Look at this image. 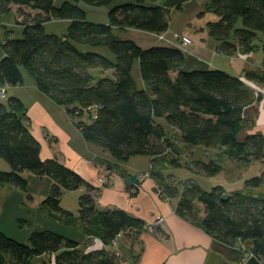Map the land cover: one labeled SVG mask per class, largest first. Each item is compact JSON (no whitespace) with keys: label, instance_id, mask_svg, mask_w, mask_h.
Listing matches in <instances>:
<instances>
[{"label":"trees","instance_id":"16d2710c","mask_svg":"<svg viewBox=\"0 0 264 264\" xmlns=\"http://www.w3.org/2000/svg\"><path fill=\"white\" fill-rule=\"evenodd\" d=\"M115 1L64 0L56 7L55 0H0V14L15 8L16 24L23 29L20 39L1 43L0 86L21 85L24 69L39 92L65 108L85 142L108 151L119 162L150 158L147 175L156 183L160 197L174 201L176 216L197 221L236 262L241 259L235 249L239 241L247 243L251 254L264 262V196L226 193L221 186L205 192L192 182L179 189L155 170L158 160L180 166L168 158L169 153L196 147L222 149L230 161H261L263 136L254 133L238 138L250 125L243 114L254 101L252 90L223 70H184L185 54L175 46L143 49L132 40L118 39L117 32L130 29L156 35L167 32L169 11L180 10L190 0H127L114 5ZM80 3L108 7L107 23L88 22ZM207 11L217 17L206 27L208 36L218 42V53L232 56L257 50L258 34L264 37V0H210ZM51 21H66V34L45 33L44 24ZM239 21L241 27H236ZM80 47L105 48L113 59ZM261 50L262 69L245 74L258 84H264V38ZM134 62H138L145 84L142 88L131 74ZM85 115L88 121L82 120ZM0 158L10 166L9 172L0 171V187L26 190L24 172L51 180L41 208L64 224L72 226L74 221L71 213L60 208L63 192L83 189L78 220L84 225V234L98 237L104 247L120 232L144 227L142 220L122 210L99 209V189L57 158H40L39 143L29 131L27 110L16 97H9L6 104L0 102ZM191 165L207 176L221 171L214 160H195ZM262 183V176L254 177L244 186L258 188ZM82 246L47 230L32 232L26 244L0 233V264H30L44 255H53L54 264H121L104 248L86 252Z\"/></svg>","mask_w":264,"mask_h":264},{"label":"crops","instance_id":"0c3cea01","mask_svg":"<svg viewBox=\"0 0 264 264\" xmlns=\"http://www.w3.org/2000/svg\"><path fill=\"white\" fill-rule=\"evenodd\" d=\"M130 30L123 33L127 34ZM145 34L152 36V38H146V35H142V37H138L140 39L138 41L148 45L146 48L164 46L160 44L162 41L157 38L158 35L146 32ZM160 36L172 42L175 40V38L170 37L169 31ZM263 38L261 34H258L259 45H257L255 52L235 53L231 56L218 53V42L210 37L208 39L202 37L201 41L204 43L194 45L191 50L194 56H192L193 59H190L186 69L187 71L197 69L223 70L240 78L252 90L254 101L245 108L243 114L244 120L248 121L250 125L249 128L239 133L241 138L254 133H260L264 138V84L249 81L245 77L246 72L262 69L261 41ZM207 40H210L211 43H208ZM136 43L140 46L138 42ZM136 63L138 73L136 77H132L136 84L142 88L145 84L139 75L138 62ZM13 88L16 89L17 86ZM33 88V90H37L36 86ZM34 94H36L34 100L29 103L25 102L17 93L14 95L27 110L29 131L39 143L40 158L42 160L57 158L60 163L75 171L87 183L99 189L96 194V203L99 209H119L144 222L142 230L122 231L116 236L114 245L110 244L104 247L98 237L85 235L83 223L78 218L77 220L73 218L74 225L76 224L78 229H82L77 242L85 247L86 252L104 248L114 253L121 264H241L231 259L228 252L200 228L197 221L188 222L176 216L173 209L174 201L160 197L156 192V183L148 175L137 185H135V176L130 177L129 181L122 178L116 180L115 172H113L114 167L122 162L110 155L114 161L111 160L105 152L106 150L91 147L90 143L85 142L83 138H70L59 129L57 123V119L62 118L64 114L66 118L68 117L65 108L56 105L45 95L41 97L37 93ZM47 127L62 136V145L64 146L62 158L56 153L52 144L47 143L43 138V129ZM169 130L172 131V134H178L175 129L169 128ZM71 140H76L77 144H73ZM261 163L264 165V158ZM103 168H106L107 171ZM0 169H4L3 166L0 165ZM133 171L136 175L147 174V172ZM100 177L106 179L105 185L98 183ZM76 192L82 194L84 190L79 189ZM67 237L70 238V236ZM30 264H54V256L36 257L32 259Z\"/></svg>","mask_w":264,"mask_h":264},{"label":"rangeland","instance_id":"374dc122","mask_svg":"<svg viewBox=\"0 0 264 264\" xmlns=\"http://www.w3.org/2000/svg\"><path fill=\"white\" fill-rule=\"evenodd\" d=\"M63 1L64 0H55V6H60ZM209 1L210 0H190L184 3L180 10L172 9L168 13V31L170 37L175 38L180 35H186L192 42V45L186 48L187 52H184L186 64H184L183 68L185 70L188 68L190 59H193L192 56H194V54L191 53V50L194 48V45L202 43V37L209 38L206 27L207 23L217 20L215 15L207 11V4ZM125 2H127V0H116L113 4L119 5ZM79 7L85 10L86 20L88 22L96 24L107 23L108 7H91L82 3L79 4ZM13 11H15V8L9 13L0 14V59L3 57L1 43L8 38L20 39L22 37L23 29L16 24L17 19ZM67 25L66 21H51L44 24V31L47 34L63 36L67 32ZM236 27H241L240 21L237 23ZM116 35L118 39H127L138 42L143 48H146L148 45L142 41L139 42L138 40L140 39H138V37L146 35V38H152V36L145 34V32L134 29L130 30L127 34L117 32ZM207 41L208 43H211L210 40ZM255 43L256 45H259L258 41ZM160 44L167 45L163 41ZM80 50L94 51L113 59L105 48L80 47ZM137 73V63L135 62L132 67V76L136 77ZM21 74L23 78V84L19 86L21 88L17 86V88L14 89V86H7V99L9 97H15L14 94L16 93L27 103L34 100V96H36L34 93L43 97L41 92L33 90L35 83L24 69H21ZM10 89L13 90L10 91ZM6 100L2 103L6 104ZM82 120L88 121V115L82 117ZM159 122L166 129L167 124L165 121L160 119ZM57 123L59 129L70 138L77 137L82 139L80 132L76 129L74 122L70 120L69 116L66 118L64 114L62 118L57 119ZM43 138H45L47 143L52 144L56 153L62 158V150L64 148L62 145V136L59 133L56 134L50 129V127H47L43 129ZM238 138L241 140V135H239ZM71 142L75 145L77 144L76 140H71ZM89 145L93 148H98L92 144ZM105 152L108 157L113 160L110 154H108L107 151ZM169 154L168 158L170 160L175 159L180 166H173L168 162L161 164V161L158 160L155 162V170L160 172L168 183L176 185L179 189H181L185 183L192 182L205 192L211 191L215 186H221L226 193L244 191L248 194L264 196V165L261 161H253L249 164L230 161L225 156L224 150L205 149L202 147L181 150L179 153L171 151ZM195 160H201L204 162L214 160L221 166V171L215 176H207L192 167V161ZM150 162L151 161L148 157H133L128 163H119L117 167H114L113 172H115L116 175L115 179L122 178L129 181L130 177L138 176L133 170L145 173L149 169ZM0 165L4 168L0 169V171H10V166L1 158ZM103 170L107 171L106 168H103ZM22 176L27 180L26 190L20 191L9 185L0 187V233L24 244L27 243V238L32 232L45 230L66 237L70 236V238L77 241L78 236L81 235L82 229H78L76 224H73L72 226L64 224L58 216H49L43 209V211L41 210V204L49 194L52 185L51 180L47 177L37 178L30 172H24ZM260 176L263 177V183L260 187L246 188L244 186L246 180ZM80 195L81 193L76 191L63 192L60 199V208L71 213L75 220L78 218V198ZM200 212L201 210L199 211V214ZM235 249L240 253L237 254L238 257L241 258L238 263L264 264L262 260H258L251 254L247 243L239 241L235 245Z\"/></svg>","mask_w":264,"mask_h":264},{"label":"built area","instance_id":"2783aa9c","mask_svg":"<svg viewBox=\"0 0 264 264\" xmlns=\"http://www.w3.org/2000/svg\"><path fill=\"white\" fill-rule=\"evenodd\" d=\"M157 38L160 41L165 42L167 45L170 46H175L177 48H179L180 50H182L183 52L186 51V48L189 47L190 45H192L191 40L189 39V37L185 36V35H180L178 37H175V40L169 41L168 39H165L163 36L158 35ZM7 94V85H2L0 86V102H3L7 99L6 97ZM256 94V92H255ZM147 176V174H140L136 177V183L135 185L139 184L140 182H142L144 180V178ZM98 183L100 185H105L107 183L105 178H99L98 179ZM115 244V239L111 242V245Z\"/></svg>","mask_w":264,"mask_h":264}]
</instances>
